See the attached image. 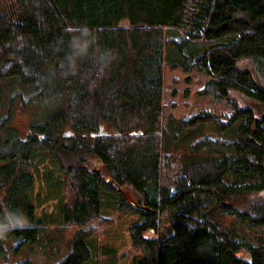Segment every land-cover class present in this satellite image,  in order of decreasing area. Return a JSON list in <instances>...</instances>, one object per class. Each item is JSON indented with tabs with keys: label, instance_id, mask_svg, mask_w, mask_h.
I'll list each match as a JSON object with an SVG mask.
<instances>
[{
	"label": "trees",
	"instance_id": "obj_1",
	"mask_svg": "<svg viewBox=\"0 0 264 264\" xmlns=\"http://www.w3.org/2000/svg\"><path fill=\"white\" fill-rule=\"evenodd\" d=\"M105 53L115 59L102 72ZM174 54L168 68L206 73L197 95L231 104L230 113L165 116V60ZM10 77L52 90L64 106L23 139L7 127L10 114L0 117V219L13 212L30 225L0 239V264H83L86 240L113 225L101 213L104 194L119 214L141 219L129 226L142 251L136 264H264V244L240 241L222 221L264 226V0H0V80ZM176 123L181 132L213 125L222 137L183 143ZM100 128L105 136H91ZM177 147L193 159L178 162ZM38 154L63 173L61 226L37 217L31 200ZM197 197L212 208L197 213Z\"/></svg>",
	"mask_w": 264,
	"mask_h": 264
},
{
	"label": "rangeland",
	"instance_id": "obj_2",
	"mask_svg": "<svg viewBox=\"0 0 264 264\" xmlns=\"http://www.w3.org/2000/svg\"><path fill=\"white\" fill-rule=\"evenodd\" d=\"M121 25H127V21L123 20ZM173 34L172 30L167 31L168 36H173ZM183 51L182 55L186 57V50ZM171 57L168 60L166 55L162 87V103L165 105V116L172 115L177 122H180L188 119L200 109L218 111L225 114L230 113L231 104L211 97L197 95V92L208 79L206 73L198 72L195 69L188 73H184L181 69L171 71L168 68L169 63L179 60L175 54ZM175 79L177 80L175 81ZM186 79H190V82ZM172 91H176L178 94L173 96L171 94ZM185 91L189 92V96L184 95ZM57 98L52 90L41 92L30 85L21 83L17 77L3 78L0 80V117L4 118L10 114L7 127L14 130L13 133H16L18 138L23 139L29 133V125L44 120L52 111L64 106V103L61 100H57ZM244 101L246 103L250 102L249 99H244ZM172 104H175L176 107ZM176 125L178 126L177 123ZM177 126L173 129V133L178 137L184 136L181 141L185 143L188 140L187 144L193 143L204 135L210 134L213 137H222L216 132L213 125L206 129L205 125L200 126L197 130L185 129L183 132ZM234 127L236 129L238 124L234 125ZM3 133L5 135V131ZM194 133L197 135H194ZM170 148L173 147L171 146ZM175 152L177 161L180 163L193 159L192 154L184 147H177ZM213 154L220 156L218 153ZM32 174L34 186L31 200L37 205V217L46 220L47 225L51 227L61 226V221L56 217L59 215L60 203L64 201L65 190L64 183H62V181L64 182L63 173L60 171L58 163L49 159L47 155L38 154L33 163ZM122 191L129 202L134 204L139 202V197L131 190L123 189ZM195 203L197 205V213H204L212 208L209 199L197 197ZM101 213L103 216L113 219V225L105 228L98 238L86 240L91 256L83 264H136L139 257L142 256V251L132 246L129 226L133 223L141 222L139 216L135 214H119L115 201L108 194L103 196ZM44 217H50L51 219H45ZM222 221L233 230L240 241L248 242L252 245L264 244V226H248L230 218H223ZM166 223L167 220H165L164 224ZM74 231L75 229L65 230V237L67 238ZM168 232V227H165L164 233ZM146 236L155 237L156 235L152 232H147ZM65 245L66 243L61 241V250L56 257L64 255ZM244 258L247 259L246 256Z\"/></svg>",
	"mask_w": 264,
	"mask_h": 264
},
{
	"label": "clouds",
	"instance_id": "obj_3",
	"mask_svg": "<svg viewBox=\"0 0 264 264\" xmlns=\"http://www.w3.org/2000/svg\"><path fill=\"white\" fill-rule=\"evenodd\" d=\"M82 36L84 38L88 37V33L85 31L82 33ZM74 40V38H72ZM79 51H75V55H70L68 57V62L71 67H75L76 58H78L81 55H84L87 51L86 44L83 46L78 47ZM107 58V62H104V58ZM115 59V57L111 53H105L102 57L101 64H100V70L103 72L108 68L112 60ZM69 74L75 75L74 71H70ZM27 218L23 214L13 213L9 212L6 213L3 219H0V239H3L5 234L8 231H11L13 229H25L26 227H29Z\"/></svg>",
	"mask_w": 264,
	"mask_h": 264
},
{
	"label": "water",
	"instance_id": "obj_4",
	"mask_svg": "<svg viewBox=\"0 0 264 264\" xmlns=\"http://www.w3.org/2000/svg\"><path fill=\"white\" fill-rule=\"evenodd\" d=\"M71 135H73L72 133H70V132H66L65 133V136H67V137H69V136H71ZM106 135V132L102 129V128H100L99 130H98V132H96V133H92L91 134V136H105Z\"/></svg>",
	"mask_w": 264,
	"mask_h": 264
}]
</instances>
